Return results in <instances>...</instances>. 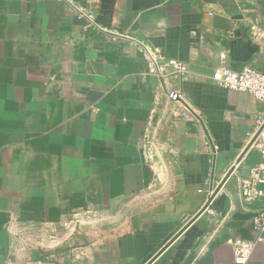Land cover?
<instances>
[{
	"label": "crops",
	"instance_id": "obj_1",
	"mask_svg": "<svg viewBox=\"0 0 264 264\" xmlns=\"http://www.w3.org/2000/svg\"><path fill=\"white\" fill-rule=\"evenodd\" d=\"M252 24L264 0H0V264H236L264 105L216 70L264 72Z\"/></svg>",
	"mask_w": 264,
	"mask_h": 264
},
{
	"label": "built area",
	"instance_id": "obj_2",
	"mask_svg": "<svg viewBox=\"0 0 264 264\" xmlns=\"http://www.w3.org/2000/svg\"><path fill=\"white\" fill-rule=\"evenodd\" d=\"M251 38L264 48V28L258 24H252L249 28ZM152 68L156 75L163 80L170 75L176 80L184 79L188 75V67L185 63L176 60H163L154 52L148 53ZM218 85L228 91L252 96L258 103L264 105V72L252 66H246L241 71H235L228 66H221L216 70ZM169 98L173 102L183 99L179 88L174 87L169 92ZM264 125V121L260 124ZM259 128V129H260ZM252 149L259 152L260 160L250 167L247 175L240 183L241 197L244 202L254 207V225L256 238L253 241L234 239L233 248L235 263L246 264L256 246L264 243V128ZM207 211L216 216L215 210L210 207ZM31 264H59L53 257H45L33 261Z\"/></svg>",
	"mask_w": 264,
	"mask_h": 264
},
{
	"label": "water",
	"instance_id": "obj_3",
	"mask_svg": "<svg viewBox=\"0 0 264 264\" xmlns=\"http://www.w3.org/2000/svg\"><path fill=\"white\" fill-rule=\"evenodd\" d=\"M263 128H264V125L257 131V133L255 134L254 138L252 139V141L250 142V144L246 148L244 154L237 160L236 165H238L240 163V161L242 160V158L244 157V155L252 149L253 145L255 144L256 140L258 139L259 134H260V132H261V130ZM234 169H235V166L230 170L228 175H230L234 171ZM224 181L225 180H223V182L220 184V186L212 193V195L210 196V198L207 201L206 205L204 206V208L199 212V214L196 217H199L200 215H202L211 206V203L213 202L214 198L217 196V194L221 190V188H222V186L224 184ZM157 257L158 256H156L149 264H151L153 261H155V259Z\"/></svg>",
	"mask_w": 264,
	"mask_h": 264
}]
</instances>
